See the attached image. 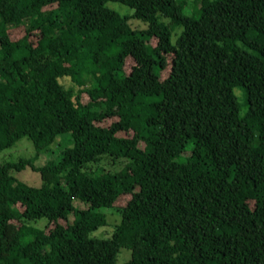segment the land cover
<instances>
[{
  "label": "trees",
  "instance_id": "16d2710c",
  "mask_svg": "<svg viewBox=\"0 0 264 264\" xmlns=\"http://www.w3.org/2000/svg\"><path fill=\"white\" fill-rule=\"evenodd\" d=\"M193 1L0 0V264H264V0Z\"/></svg>",
  "mask_w": 264,
  "mask_h": 264
},
{
  "label": "rangeland",
  "instance_id": "374dc122",
  "mask_svg": "<svg viewBox=\"0 0 264 264\" xmlns=\"http://www.w3.org/2000/svg\"><path fill=\"white\" fill-rule=\"evenodd\" d=\"M187 3H188V8L186 11L187 14H190V9L192 10V12H195L197 10L198 5L194 4L193 0H187ZM107 6L109 9L114 10L115 12L121 14L122 16H130L134 13V11L131 8L125 5H122L120 3L110 2L108 3ZM130 24L134 28H139V29H145L147 27L145 22L141 20H137V19L130 20ZM180 30H181L180 28L175 29L174 39L176 38ZM148 44L149 43H140V44L138 43L136 45V48H135L136 55L134 57L129 58L127 62L128 70L131 69L132 66H135L137 63L142 64L146 69H149V68L151 69V63L146 54V48ZM152 44L153 43H150L149 46ZM167 75H168V72L165 71L163 74V78L167 77ZM62 83L66 85L71 84L69 80L68 81L62 80ZM235 94L239 98L240 103L243 104V111H245L246 109L244 106L245 101L241 96V90L236 89ZM130 135L132 134H128V136ZM119 136L123 137V136H126V134L122 133V134H119ZM72 146H73V140L70 134H65V135L60 136L57 142L53 146L50 147L48 152H44L40 154L38 159L35 161L36 166H44L49 160H57L59 157V154L64 149H67ZM34 154H35V149H34L33 144L29 140L23 139L15 147L0 152V162L6 161V160L8 161L18 160L20 157L29 158V157H33ZM99 167L105 168L108 171L113 172V173L118 172V173L124 174L127 171L125 161H122L120 164H117V165L108 164L106 161L100 164ZM17 176L21 181L28 183L29 185L36 186V187L41 185L40 173L34 172L30 168H26L21 173H19ZM129 200H130V196L128 195L121 197L118 203L116 204V207L120 208V207L125 206ZM75 206L79 209L87 208L85 204L79 201H75ZM113 211L115 210H104L103 211L106 215H108L107 216L108 224H109L108 226L100 228L99 231H97L95 234L92 233L90 235V233L88 232L85 235H83L84 238L88 237V235L92 236L94 234L93 237H96L99 239H109L113 231V228H112L113 223L119 221V216H116V214L111 213ZM70 218H71V221L73 222L74 216L72 215ZM42 225L43 224L40 223L38 226H42ZM130 258H131V252L129 250L122 249L118 257L117 264H125L126 262L130 260Z\"/></svg>",
  "mask_w": 264,
  "mask_h": 264
}]
</instances>
